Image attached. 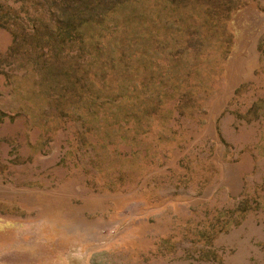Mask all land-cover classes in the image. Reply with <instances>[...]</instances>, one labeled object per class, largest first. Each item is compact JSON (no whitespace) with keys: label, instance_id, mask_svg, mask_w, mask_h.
I'll return each mask as SVG.
<instances>
[{"label":"rangeland","instance_id":"374dc122","mask_svg":"<svg viewBox=\"0 0 264 264\" xmlns=\"http://www.w3.org/2000/svg\"><path fill=\"white\" fill-rule=\"evenodd\" d=\"M0 264H264V0H0Z\"/></svg>","mask_w":264,"mask_h":264}]
</instances>
